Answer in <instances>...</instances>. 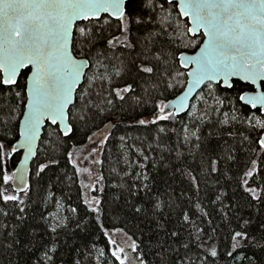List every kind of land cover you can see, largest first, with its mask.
I'll use <instances>...</instances> for the list:
<instances>
[{"label": "snow or ice", "instance_id": "snow-or-ice-1", "mask_svg": "<svg viewBox=\"0 0 264 264\" xmlns=\"http://www.w3.org/2000/svg\"><path fill=\"white\" fill-rule=\"evenodd\" d=\"M0 264H264V0H0Z\"/></svg>", "mask_w": 264, "mask_h": 264}]
</instances>
